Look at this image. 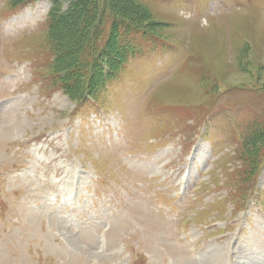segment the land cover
I'll use <instances>...</instances> for the list:
<instances>
[{"label":"rangeland","instance_id":"1","mask_svg":"<svg viewBox=\"0 0 264 264\" xmlns=\"http://www.w3.org/2000/svg\"><path fill=\"white\" fill-rule=\"evenodd\" d=\"M7 1L0 264H264V163L233 194L240 127L264 124V0H139L168 44L87 107L33 60L51 1Z\"/></svg>","mask_w":264,"mask_h":264},{"label":"trees","instance_id":"2","mask_svg":"<svg viewBox=\"0 0 264 264\" xmlns=\"http://www.w3.org/2000/svg\"><path fill=\"white\" fill-rule=\"evenodd\" d=\"M34 1L38 0H8L6 9L12 13ZM50 1L44 44L33 60L45 64L43 83L63 91L78 107L89 106L91 100L96 104L106 87L121 79L131 60L168 44L149 20V9L139 0L116 1L119 11L113 0ZM169 26L163 23L161 29ZM179 111L183 119L193 114L190 106ZM245 121L237 151L242 167L237 169L233 194L247 199L256 191L264 163V124L251 118Z\"/></svg>","mask_w":264,"mask_h":264}]
</instances>
